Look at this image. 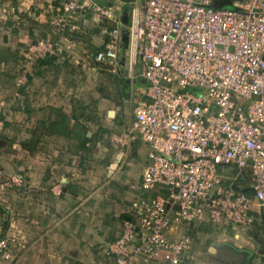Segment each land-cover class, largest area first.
Segmentation results:
<instances>
[{
	"label": "built area",
	"instance_id": "obj_1",
	"mask_svg": "<svg viewBox=\"0 0 264 264\" xmlns=\"http://www.w3.org/2000/svg\"><path fill=\"white\" fill-rule=\"evenodd\" d=\"M217 1L132 0L126 27L117 14L126 2L59 0L50 20L64 36L88 10L104 35L95 61L115 67L127 57L132 119L113 139L122 149L137 136L148 147L139 196L99 251L104 264H193V240L177 229H245L264 218V0ZM58 49L49 39L28 43L23 78ZM136 79L143 87L134 91ZM220 166L248 170L247 188L223 186ZM22 182L10 176L0 187ZM10 228L0 238L4 259L12 241L26 242L16 221Z\"/></svg>",
	"mask_w": 264,
	"mask_h": 264
},
{
	"label": "crops",
	"instance_id": "obj_2",
	"mask_svg": "<svg viewBox=\"0 0 264 264\" xmlns=\"http://www.w3.org/2000/svg\"><path fill=\"white\" fill-rule=\"evenodd\" d=\"M95 1L107 4L106 0ZM231 3L217 1L223 6ZM59 9V0H0V80L6 81L0 83V95L8 94V99L0 101V169L21 179L24 177L20 171L24 170L33 182L28 197L14 193L9 198L11 207L4 208H12L22 223L30 225L36 245L43 237L50 242L47 253L54 257L50 264L61 257L62 264H104L97 248L114 238L120 215L139 196L148 147L136 136L126 146L125 155L111 153V158L118 161L109 162L114 168L107 166L103 180L97 179L102 182L86 186L78 179L76 183V178L84 174L86 145L97 144L95 136L87 131L82 113L94 103L109 120V131L116 128L117 134H122L132 119L130 93L124 99L113 76H103L109 70L105 67L111 66L94 59L104 35L92 22L90 12L79 11L73 21L75 28L60 36L50 24ZM88 23L91 26H84ZM81 28L87 31L86 36H80ZM40 39L57 42L59 49L54 55L36 60L25 78L8 70L13 65L17 70L27 44ZM89 64L94 71L92 80H87ZM119 71L124 73L123 68ZM87 82L94 85L89 94L83 87ZM107 83L115 91L106 93L103 85ZM127 105L131 116L122 128L125 122L118 120V115ZM218 172L223 186L247 188L248 170L240 174L220 166ZM55 190L59 195L53 193ZM176 233L192 238L196 256L193 264H238L240 257L251 258L262 252L264 218H256L245 229L231 224L213 228L208 223H196L185 224Z\"/></svg>",
	"mask_w": 264,
	"mask_h": 264
},
{
	"label": "rangeland",
	"instance_id": "obj_3",
	"mask_svg": "<svg viewBox=\"0 0 264 264\" xmlns=\"http://www.w3.org/2000/svg\"><path fill=\"white\" fill-rule=\"evenodd\" d=\"M107 4H117L120 5L118 2H116L115 0H106ZM132 4L131 3H124V5H122L121 7H119V11L117 12L118 15H120L121 18H123L124 15H127V23H126V27L128 25V21H129V17H130V8H131ZM224 7H231L230 4H226L224 5ZM77 19V18H76ZM75 19V20H76ZM94 23V22H93ZM89 24V23H88ZM95 24V23H94ZM84 25V24H82ZM84 26H91L89 25H84ZM82 31H86L85 29L81 28V33L80 36H86V32H82ZM125 45H123V49H124ZM121 58V57H120ZM124 58V59H123ZM22 58H20L19 61V65L17 66V70L15 69L16 66H10L8 70L13 71V73L15 72L16 74L19 73L20 76H22ZM121 68H123L124 73L120 74ZM86 73H87V80H89V78L92 80V72H94L91 67L90 64L87 65L86 68ZM106 70L103 72V76H106L107 78H110L111 76H113V80H114V85L117 86L120 89V92L124 95V99H127L130 93V82H127L128 80V66H127V57L126 56H122L121 59H119V62L117 63V65L115 67H108L106 68ZM120 74V75H119ZM98 76V75H97ZM126 78V79H125ZM111 79V78H110ZM0 83H2L4 85V83H6L5 80H0ZM78 86V85H77ZM76 86V87H77ZM104 88L106 89V93L109 94V92H113L115 91L113 89V86H110V83L107 85H103ZM84 91L85 92H92V90L94 89V85L93 82L92 84L87 82L86 85H84ZM143 87V83H141L138 79L135 80L134 84H133V90L135 91L137 88H142ZM89 94V93H88ZM1 96V95H0ZM7 97V98H6ZM3 99H8V94H2V96L0 97V101ZM130 103V102H129ZM90 104V103H87ZM110 108V107H109ZM111 111V109L109 110V112ZM109 114V113H108ZM113 114V113H112ZM109 114V115H112ZM76 116L79 117V113L76 112L75 113ZM83 119H85L86 123H87V131L92 133V136L94 135L97 144H88L86 145V154L88 155L86 157V160L84 162V164L82 165L83 167V171L84 174H82V177H77L76 178V183L79 182V180H83L84 184L91 185L94 186L96 184H99L100 181L106 170H107V166H112V168H114L113 165H111V163L109 162H113V160L118 161L117 159L111 158V153L113 154H118L120 155L122 154H126V147H123L122 149L120 148V146H118L114 139L112 134L114 133L115 135H119L117 134V130L114 128L112 131H109V129L107 128V122H109V120L105 119V116L103 113H100V111H98L97 106L94 105V103L90 104L85 113L83 114ZM114 116V115H113ZM130 112H129V107L128 105L125 107V109L122 111L121 114L118 115V120H120V118L125 122L121 127L124 128L126 127L127 123L129 122V117H130ZM117 123V122H116ZM118 124L120 125L121 123L118 121ZM122 128L120 130H122ZM116 131V132H115ZM112 132V134H110ZM121 133V132H120ZM109 152L110 156L106 155V153ZM105 155V156H104ZM98 156V157H97ZM121 156V155H120ZM101 157V158H100ZM102 161H101V160ZM128 159V158H126ZM115 161V162H116ZM2 171V177L0 178V184L3 183L7 177L10 176H14V175H8V173L4 172L2 169H0ZM26 173H29V169H25ZM20 173L23 174L22 178V185H20V187H13L10 188L6 187V185H4L3 188L0 187V193H2L0 195V238L6 236L9 233H13L14 229L10 228V223L12 220L16 221V225L17 227L21 228L22 230V235L23 238L26 240L25 242V247H20L18 245V242L20 240V238L18 237V239H16L15 241H12V244H10V248H11V257L9 259H4L2 257V254L0 253V264H50L49 262L52 263V261L54 260V257H52V254L48 255V245L50 242L47 241V239L45 237H43V239H41L39 242V246L36 245V243H34V230L31 229L30 225L28 224H24L26 222H23L20 220V217L14 213V211L10 209H5V206H9L11 207L8 203L10 202V197H12L11 195L14 196V193H18L17 195H20L21 197H28L29 196V192L28 190L31 189V185L32 183L30 182V177L29 176H25L24 174V170L20 171ZM74 175L72 174L71 177H73ZM81 176V175H80ZM92 177H97L96 179L92 178ZM79 179V180H78ZM97 179H100L99 181ZM75 180V179H74ZM103 180V179H102ZM32 181V180H31ZM80 184H82V182H80ZM56 184H54L55 186ZM29 187V188H28ZM53 193L55 195H59V193H56V190L53 191ZM23 194V195H21ZM32 194V193H30ZM4 196V199L3 197ZM123 212L120 215V227L122 225V220H123ZM66 229H70V227H67ZM118 229V230H119ZM18 234V233H17ZM46 239V241H45ZM110 241V240H108ZM105 241L104 243H102L97 250L100 251L102 246L108 242ZM261 248H262V252L258 253L256 256L248 258V257H240L238 260V264H247L248 259H250L249 264H264V240L263 242L260 243ZM35 246H38V250L37 247L35 248ZM64 258L61 257L58 258L57 263H53V264H62V262ZM66 262V261H65ZM103 262V261H102Z\"/></svg>",
	"mask_w": 264,
	"mask_h": 264
},
{
	"label": "water",
	"instance_id": "obj_4",
	"mask_svg": "<svg viewBox=\"0 0 264 264\" xmlns=\"http://www.w3.org/2000/svg\"><path fill=\"white\" fill-rule=\"evenodd\" d=\"M121 1L128 3V2H130V1H132V0H121ZM122 22H123V24H126V23H127V15H124V16H123V18H122ZM123 40H124V41L126 40V35H124Z\"/></svg>",
	"mask_w": 264,
	"mask_h": 264
}]
</instances>
